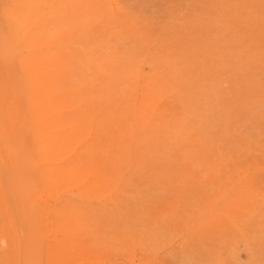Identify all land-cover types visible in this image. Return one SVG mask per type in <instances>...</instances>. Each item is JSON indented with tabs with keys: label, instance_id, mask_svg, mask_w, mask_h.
<instances>
[{
	"label": "rangeland",
	"instance_id": "obj_1",
	"mask_svg": "<svg viewBox=\"0 0 264 264\" xmlns=\"http://www.w3.org/2000/svg\"><path fill=\"white\" fill-rule=\"evenodd\" d=\"M0 59V264H264V0H0Z\"/></svg>",
	"mask_w": 264,
	"mask_h": 264
},
{
	"label": "bare ground",
	"instance_id": "obj_2",
	"mask_svg": "<svg viewBox=\"0 0 264 264\" xmlns=\"http://www.w3.org/2000/svg\"><path fill=\"white\" fill-rule=\"evenodd\" d=\"M31 1H32V0H31ZM9 2H10V1H9ZM11 2H12V1H11ZM16 3H17V2H16ZM33 3H34V2L29 3V4L34 5ZM17 4H18V3H17ZM10 5L12 6V4H9V6H10ZM14 6H15V5H14ZM15 7H16V6H15ZM34 12H35V11H34ZM7 13H8V12H7ZM14 13H15L17 16H20V15H22L23 12H20V13H21V14H20V13H17V10H16V12H14ZM25 13H26V12H25ZM25 13H24V14H25ZM15 14H13V15H15ZM19 14H20V15H19ZM24 14H23V15H24ZM3 16H5V15H3ZM6 16H7V15H6ZM24 16H25V15H24ZM20 17H21V16H20ZM7 18H8V17H7ZM37 20H38V19H37ZM37 20H36V21H37ZM9 21H12V19H11V20L9 19ZM25 21H26V20L23 21V24H24ZM28 21H29V20H28ZM28 21H27V22H28ZM13 22H14V21H13ZM11 23H12V22H11ZM19 23H20V22H19ZM21 23H22V22H21ZM12 24H13V23H12ZM13 25H16V27H17V24H16V23L13 24ZM22 26H23V25H22ZM68 26H69V25H68ZM238 27H239V26H238ZM64 29H65V28H64ZM6 30H7V29H6ZM16 30H18V28H16ZM19 30H21V29H19ZM21 31H22V30H21ZM22 32H24V30H23ZM44 32H45V31L43 30V31H42V34H44ZM46 32H47V31H46ZM49 32H51V33L53 34V31L50 30V31H48L47 33L49 34ZM54 32H55V31H54ZM16 33H17V32H16ZM27 33H28V32H27ZM51 33H50V34H51ZM2 34H3V33H2ZM22 34H23V33H22ZM22 34H21V35H22ZM37 34H38V32H37ZM45 34H46V33H45ZM48 34H47V35H48ZM57 34H58V33H57ZM253 34H254V33H253ZM23 35H24V34H23ZM38 35H40V34H38ZM6 36H7V35H6ZM17 36H18V34H17ZM40 36H42V35H40ZM56 36H58V35H56ZM252 36H253V35H252ZM50 37H51V36H50ZM48 38H49V36H48ZM48 38H47V39H48ZM251 38H252V37H251ZM7 39H10V38L7 37V38L5 39L6 42H7ZM49 39H51V38H49ZM257 41H258V39H257ZM6 42H2V43H6ZM20 42H22V41H20ZM7 43H8V42H7ZM29 43H30V42H29ZM31 43H34V42H31ZM8 44H9V45H8ZM8 44H6L8 47L11 46V45H13L11 42L8 43ZM16 44L18 45V43H16ZM34 44H35V43H34ZM35 46H37V45H35ZM41 48H42V47H41ZM13 49H14V48H13ZM17 49H19V48L17 47ZM35 49H38V48L35 47ZM39 49H40V48H39ZM32 50H34V49H32ZM15 51H16V49H15ZM21 51H22V50H21ZM34 51H35V50H34ZM16 52L18 53V51H16ZM26 52H27V51H26ZM18 54H21V53H18ZM23 54H24V53H23ZM89 54H90V53H89ZM103 54H104V53H103ZM107 54H108V53H107ZM15 55H16V54H15ZM39 55H40V54H39ZM109 56H110V54H109ZM111 56H112V55H111ZM106 57H108V56L106 55ZM1 58H2V57H1ZM4 58H5V57H4ZM8 58H9V57H8ZM11 58H12V56H11ZM53 58H54V57H53ZM98 58H100V57H98ZM104 58H105V56H104ZM104 58H103V59H104ZM108 58H109V57H108ZM108 58H106V59H108ZM112 58H113V56H112ZM12 59H13V58H12ZM17 59H18V58H17ZM89 59H90V58H89ZM110 59H111V57H110ZM114 59H115V58H114ZM114 59H111V60L114 61ZM0 60H1V59H0ZM3 60L6 61V59H3ZM14 60H15V59H14ZM93 60H94V59H93ZM99 60H100V59H99ZM118 60H119V58H118ZM1 61H2V60H1ZM5 61H4V62H5ZM7 61H8V59H7ZM7 61H6V62H7ZM76 61H77V60H76ZM78 61H80V60H78ZM96 61H97V65H96V64H95V65L98 67V64H99V66H100V63H98V59H97ZM103 61H104V60H103ZM106 61H107V63H109V62H108L109 60H105V61H104L105 64H107ZM116 61H117V60H116ZM101 62H102V59H101ZM104 62H102V63H104ZM121 62H122V61H121ZM130 62H131V61H130ZM0 63H1V62H0ZM14 63H15V61L13 62V64H14ZM17 63H18V62H17ZM118 63L120 64V62L117 61V62H116V66H117ZM7 64H8V63H7ZM15 64H16V63H15ZM81 64H83V62H82ZM127 64H128V63H127ZM9 65H12V64H9ZM77 65H78V64H77ZM0 66H1V65H0ZM14 66H15V65H14ZM14 66H13V68H14ZM78 66L80 67V65H78ZM121 66L123 67L124 65L122 64ZM121 66H119V67L117 66V67L121 69V68H122ZM135 66H137V65L135 64ZM4 67H5V66H4ZM4 67H2V70L5 69ZM97 67H96V68H97ZM102 67H103V66H102ZM114 67H115V66H114ZM125 67H126V66H125ZM129 67H130V64H129V66H128V69H129ZM80 68H81V67H80ZM99 68H100V67H99ZM134 68H135V67H134ZM134 68H133V69H134ZM71 69H72V68H71ZM114 69H115V68H113V70H112V69H109V72H110V70H112L111 74H113V73L115 74V72L117 71V69H116V71H115ZM135 69H136V68H135ZM7 70L9 71L10 69H7ZM18 70H19V69H18ZM73 70H74V69H73ZM118 70H119V69H118ZM129 70H132V67H131V69H129ZM136 70H137V69H136ZM114 71H115V72H114ZM119 71L124 72L125 69H124V71H123V70H119ZM0 72H2V71H0ZM10 72H11V71H10ZM12 72H13V71H12ZM128 72H129V71H128ZM128 72H127V74H128ZM138 72H139V71H136L134 74H137ZM6 73H8V72H6ZM116 73L120 74L121 72H120V73H119V72H116ZM124 73H125V72H124ZM0 74H1V73H0ZM3 74H4V73H3ZM90 74H92V73H90ZM99 74H100V73H99ZM114 74H113V75H114ZM131 74H132V73H131ZM131 74H130V75H131ZM139 74H140V72H139ZM8 75H9V74H8ZM22 75H23V74H22ZM103 75H104V74L101 73V76H103ZM120 75H121V76H124V75H122V74H120ZM130 75L128 74L127 76H126V75H125V76L128 77V76H130ZM1 76H2V75H1ZM91 76H92V75H91ZM91 76H90V78H91ZM104 76H106V75H104ZM117 76H118V75H117ZM2 77H3V76H2ZM17 77H18V76H17ZM19 77H21V75H20ZM113 77H114V76H113ZM119 77H120V76H119ZM126 77H125V78H126ZM12 78H13V77H12ZM14 78H15V77H14ZM21 78H22V77H21ZM115 78H116V75H115ZM128 78H129V77H128ZM136 78H137V77H136ZM2 79H3V78H2ZM8 79H9V78H8ZM18 79H19V78H18ZM107 79H108V77H107ZM126 79H127V78H126ZM134 79H135V78H134ZM141 79H142V78H141ZM118 80H119V79H118ZM121 80H122V79H121ZM139 80H140V79H139ZM142 80H143V79H142ZM18 81H19V80H18ZM20 81H21V80H20ZM128 81H129V80H128ZM128 81H127V82H128ZM1 82H3V81H1ZM130 82H131V81H130ZM102 83H103V82H102ZM140 83H141V82H139V84H140ZM163 83H164V82H163ZM2 84H3V83H2ZM2 84H1V85H2ZM20 84H21V83H20ZM99 84H100V83H99ZM123 84H124V83H122V85H123ZM134 84H135V83H134ZM164 84H165V83H164ZM5 85H6V84H5ZM21 85H23V84H21ZM92 85H93V84H92ZM118 85H119V84H118ZM124 85H125V84H124ZM144 85H145V84H144ZM161 85H163V84H161ZM6 86H8V85H6ZM6 86H5V87H6ZM125 86H126V85H125ZM125 86H124V87H125ZM145 86H147V85H145ZM91 87H92V86H91ZM103 87H104V86H103ZM119 87H120V86H119ZM122 87H123V86H122ZM122 87H121V88H122ZM137 87H139V86H137ZM143 87H144V86H143ZM1 88H2V86H1ZM9 88H10V87H9ZM13 88H15V87H13ZM101 88H102V87H101ZM163 88H164V87H163ZM6 89L8 90V87H7ZM17 89H18V88H17ZM11 90H12V87H11ZM11 90H10V92H11ZM36 90H37V89H36ZM102 90H103V88H102ZM1 91H2V90H1ZM12 91H13V90H12ZM41 91H42V90H41ZM43 91H44V90H43ZM80 91H81V90H80ZM105 91H107V90H105ZM120 91H121V90H120ZM120 91H119V94H120ZM138 91H139V90H138ZM10 92H9V94L12 95L14 91L12 92V94H11ZM15 92H16V91H15ZM19 92H20V89H19ZM21 92H22V91H21ZM21 92H20V94H21ZM38 92H39V91H38ZM47 92H48V91H47ZM74 92H75V91H74ZM123 92H124V91H123ZM24 93H25V92H24ZM24 93H23L24 96H25L26 94H28V92H26V94H24ZM32 93H33V92H32ZM0 94H1V93H0ZM3 94L5 95V90H4ZM14 94H15V93H14ZM35 94H36V93H35ZM77 94H80V93H77ZM121 94H122V93H121ZM138 94H139V93H138ZM158 94H159V93H158ZM23 95H22V96H23ZM50 95H52V94H50ZM82 95H83V94H82ZM82 95H81V96H82ZM123 95H125V94H123ZM123 95H122V96H123ZM0 96H1V95H0ZM2 96H3V95H2ZM79 96H80V95H79ZM79 96H78V98H79ZM81 96H80V99H81ZM88 96H89V95H88ZM160 96H161V95H160ZM3 97H4V96H3ZM5 97H6V95H5ZM13 97H14V95H13ZM15 97H16V96H15ZM82 97H83V96H82ZM139 97H140V94H139ZM6 98H7V97H6ZM6 98H5V99H6ZM16 98H17V97H16ZM84 98H85V97H84ZM86 98L88 99V97H86ZM100 98H101V97H99V99H100ZM122 98H123V97H122ZM9 99H10V97H9ZM23 99H24V98H23ZM89 99H90V98H89ZM137 99H138V98H136V100H137ZM159 99H160V97H159ZM7 100H8V98H7ZM17 100H19V98L16 99L15 102H16ZM21 100H22V99H21ZM24 100H26V98H25ZM30 100H31V98H30ZM2 101H3V100H2ZM8 101H10V102H8ZM8 101H7L8 104L12 102L11 100H8ZM137 101H138V100H137ZM143 101H144V100H143ZM15 102L11 103L12 106H13V104H14ZM20 102H21V101H20ZM99 103L101 104V102H99ZM135 103H136V102H134L133 105H135ZM141 103H142V102H141ZM141 103H140V104H141ZM5 104H6V103H5ZM5 104H3V105H5ZM105 104H106V103L103 102V105H104V106H105ZM137 104H138V103H137ZM157 104H158V103H157ZM22 105H23V104H22ZM24 105H25V104H24ZM122 105H124V104L122 103L121 106H122ZM133 105H132V107H133ZM6 106H7V104H6ZM6 106H5V107H6ZM14 106H15V104H14ZM85 106H86V105H85ZM98 106H99V104H98ZM106 106H107V105H106ZM126 106H127V105L123 106L122 108H126V109H127ZM1 107H2V106H1ZM8 107L11 109V106H10V105H9ZM19 107H20V106H19ZM19 107H18V109H19ZM82 107H83V106H82ZM97 108H98V107H97ZM106 108H107V107H106ZM108 108H109V107H108ZM112 108H113V107H112ZM112 108H111V110H112ZM137 108L140 109L138 106H137ZM137 108H136V109H137ZM0 109H2V108H0ZM5 109H6V108H5ZM15 109H17V107H15ZM83 109H84V108H82V111H83ZM85 109H86V108H85ZM100 109H101V108H100ZM116 109H117V108H116ZM128 109H129V108H128ZM136 109H135V110H136ZM2 110H4V109H2ZM23 110H24V109H23ZM23 110H22V111H23ZM75 110H76V109H75ZM114 110H115V109H114ZM120 110H121V108H120ZM129 110H130V109H129ZM27 111H28V109H27ZM27 111H24V112H27ZM112 111H113V110H112ZM117 111H118V109H117ZM132 111H133V110H132ZM132 111H131V112H132ZM1 112L4 113V111H1ZM16 112H17V111H16ZM28 112H29V111H28ZM30 112H31V109H30ZM30 112H29V113H30ZM32 112H33V111H32ZM34 112H36V111L34 110ZM37 112H38V111H37ZM74 112H75V111H74ZM86 112H87V110H86ZM108 112H109V110H108ZM113 112H114V111H113ZM113 112H112V113H113ZM118 112H119V111H118ZM120 112H121V111H120ZM95 113H97V111H96ZM125 113H126V112H125ZM12 114H13V113H12ZM35 114H37V113H35ZM35 114H34V115H35ZM39 114H41V113H38V117H39ZM60 114H61V113H60ZM86 114H88V113H86ZM86 114H85V115H86ZM119 114H120V113H119ZM129 114L131 115V113H129ZM129 114H128V115H129ZM134 114H135V113H134ZM143 114H144V113H143ZM152 114H153V109H152ZM154 114H155V113H154ZM74 115H75V117H76V114H74ZM82 115H83V114H82ZM82 115H81V118H83ZM85 115H84V116H85ZM112 115H113V114H112ZM11 116H12V115H11ZM36 116H37V115H36ZM63 116H65V115H63ZM66 116L68 117V112L66 113ZM86 116H87V115H86ZM0 117H1V115H0ZM46 117H47V116H46ZM61 117H62V116H61ZM130 117H131V116H129V118H130ZM132 117L134 118V116H132ZM132 117H131V118H132ZM137 117H138V115H137ZM148 117H150V116H148ZM77 118H78V116H77ZM79 118H80V117H79ZM84 118H85V117H84ZM131 118H130V119H131ZM151 118H152V116H151ZM0 119H1V118H0ZM69 119H70V120H73L71 116L69 117ZM87 119H90V118H87ZM93 119H95V118H93ZM172 119H173V117H172ZM12 120H13V119H12ZM29 120H30V119H29ZM65 120H68V118H66ZM82 120H83V119H82ZM132 120H133V119H131V122H132ZM134 120H135V118H134ZM148 120H149V119H148ZM148 120H147V121H148ZM13 121H14V120H13ZM92 121H93V120H92ZM112 121H113V120H112ZM147 121H146V122H147ZM16 122H17V121H16ZM28 122H30V121H27L25 125H27ZM128 122H129V121H128ZM146 122H145V123H146ZM64 123H66V122H64ZM68 123H69V121L67 122V124H68ZM91 123H92V122H91ZM132 123L135 124V122H132ZM137 123H138V122H137ZM167 123H168V122H167ZM9 124H10V123H9ZM15 125H16V124H15ZM28 125H29V124H28ZM88 125H89V124H88ZM92 125H93V124H92ZM131 125H132V124H131ZM29 126H30V125H29ZM137 126L139 127L140 125L138 124ZM137 126H136V127H137ZM13 127H14V126H13ZM30 127H31V126H30ZM30 127H29V128H30ZM90 127H92V126H90ZM129 127H130V124H129ZM155 127H156V126H155ZM1 128H3V127H1ZM105 128H108V127L105 126ZM112 128H113V127H112ZM143 128H144V127H142V129H143ZM3 129H5V128H3ZM108 129H109V128H108ZM134 129H135V127H134ZM183 129H184V128H183ZM1 130H2V129H1ZM5 130H6V129H5ZM5 130H4V131H5ZM11 130H12V128H11ZM72 130H73V129H72ZM109 130H110V129H109ZM109 130H108V131H109ZM131 130H132V129H131ZM184 130H185V129H184ZM41 131H42V130H41ZM123 131H124V130H123ZM132 131H133V130H132ZM177 131H178V130H177ZM38 132H39V131H38ZM61 132H63V131H61ZM68 132H69V131H68ZM133 132H134V131H133ZM135 132H136V131H135ZM63 133H64V132H63ZM70 133H71V132H70ZM90 133H91V132H90ZM128 133H129V131H128ZM56 134H57V133H56ZM129 134H131V133H129ZM132 134L134 135V133H132ZM64 135H65V134H64ZM68 135H69V133H68ZM71 135H73V134H71ZM89 135H91V134H89ZM115 135H116V134H115ZM133 135H132V136H133ZM157 135H158V134H157ZM159 135H161V134H159ZM171 135H173V134H171ZM31 136H32V135H31ZM112 136H113V135H112ZM116 136H117V135H116ZM119 136H120V135H119ZM153 136H154V135H153ZM162 136H164V135L162 134ZM5 137H6V132H5ZM5 137H4V138H5ZM89 137H90V136H89ZM172 137H173V136H172ZM183 137H184V136H183ZM185 137H187V136H185ZM61 138H62V137H61ZM61 138H60V139H61ZM148 138H149V137H148ZM148 138H146V139H148ZM156 138H157V137H156ZM179 138L181 139L182 137H179ZM132 139L134 140V138H132ZM143 139H145V138H143ZM146 139H145V140H146ZM149 139H150V138H149ZM151 139H152V136H151ZM184 139H185V138H184ZM187 139H188V137H187ZM5 140H6V138H5ZM32 140H33V139H32ZM61 140H62V139H61ZM145 140H143V141H145ZM162 140H163V139H162ZM9 141H11V140H9ZM46 141H47V140H46ZM107 141H108V140H107ZM126 141H127V140H126ZM143 141H142V142H143ZM6 142H7V141H6ZM6 142H5V143H6ZM11 142H12V141H11ZM13 142H16V141L13 140ZM19 142H20V141H19ZM107 143H108V142H107ZM140 143H141V142H139V144H140ZM24 144H26V143H24ZM38 144H40V143H38ZM101 144H102V143H101ZM103 144H104V143H103ZM111 144H112V143H111ZM134 144H135V143H134ZM136 144H137V143H136ZM145 144H146V143H145ZM0 145H1V144H0ZM4 145H7V146H8V144H4ZM9 145H10V143H9ZM12 145H13V143H12ZM14 145H15V144H14ZM21 145H22V142H21ZM36 145H37V144H36ZM36 145H34V148H36V147H35ZM40 145H42V144H40ZM40 145H38V146H40ZM45 145H46V144H45ZM16 146H17V145H16ZM19 146H20V145H19ZM22 146H23V145H22ZM131 146H132V145H131ZM1 147H2V146H1ZM1 147H0V149H1ZM63 147H64V145H63ZM100 147H101V145H100ZM124 147H125V146H122L121 149H123ZM135 147H136V146H135ZM6 148H8V147H6ZM20 148H21V147H20ZM64 148H65V147H64ZM97 148H98V146H97ZM131 148H132V150H133V152H134V146H132ZM131 148H130L129 150H131ZM9 149H10V148H8V151H10ZM75 149H76V148H75ZM98 149H99V148H98ZM6 150H7V149H6ZM6 150H5V151H6ZM23 150H24V149H23ZM34 150H35V149H34ZM8 151H6V152H8ZM32 151H33V150H32ZM32 151H31V152H32ZM0 152H1V151H0ZM2 152H3V150H2ZM131 152H132V151H131ZM11 153H12V151H11ZM32 153H34V151H33ZM32 153H30V155H31ZM1 154H2V153H1ZM8 154H10V153H8ZM126 154H127V153H126ZM13 155H14V157H15V154H13ZM34 155H35V154H33V156H34ZM108 155H109V154H108ZM130 155H131V153H130ZM132 155H133V153H132ZM132 155H131V156H132ZM52 156H53V155H52ZM122 156H124V155H122ZM12 157H13V156H12ZM43 157H44V156H43ZM113 157H114V156H113ZM51 158H52V157H51ZM15 159L17 160L16 157H15ZM121 159H122V158H121ZM66 161H67V160H66ZM10 162H11V161H10ZM12 162H14V161L12 160ZM113 163H114V162H113ZM49 164H50V163H49ZM181 164H182V163H181ZM199 164H200V163H199ZM14 165H15V164H14ZM50 165H51V164H50ZM50 165H48V166H50ZM52 165H53V164H52ZM48 166H47V167H48ZM79 168H80V166H79ZM79 168H78V169H79ZM110 168H111V167H110ZM66 169H67V168H66ZM78 169H77V170H78ZM198 169H199V168H198ZM78 171H79V170H78ZM72 172H73V171H72ZM65 175H66V174H65ZM69 176H70V175H69ZM88 177H89V176H88ZM71 178H72V177H71ZM76 179H77V177H76ZM76 179H75V180H76Z\"/></svg>",
	"mask_w": 264,
	"mask_h": 264
}]
</instances>
